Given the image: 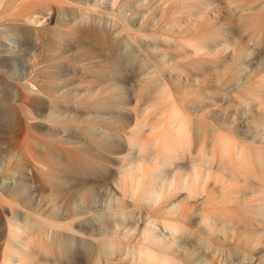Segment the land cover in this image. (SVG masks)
Masks as SVG:
<instances>
[{
  "label": "bare ground",
  "instance_id": "obj_1",
  "mask_svg": "<svg viewBox=\"0 0 264 264\" xmlns=\"http://www.w3.org/2000/svg\"><path fill=\"white\" fill-rule=\"evenodd\" d=\"M184 1L186 2V0ZM60 2L61 0H0V8H4L7 10V12H5L3 15H1L2 11H0V40L3 38L1 42L7 43V41L9 40V35L16 40H32L34 38L35 32L31 28V22L39 24V28L44 29H47V25L49 24V19L46 17L44 19V16L42 17V15L38 13L40 12V10L35 9V7L39 3H47L52 8H56V6ZM182 2L183 1H181V3ZM231 2L234 3V1L230 0L229 4L231 5ZM181 3H178L179 5L176 3L170 5V11L173 12L175 10V13H173V15L171 14L172 17L170 15L169 6L165 7L163 14L165 16L164 22H166L165 27H167L169 31H173V28H171L173 26V22L168 23V21H171L170 18H173V16L174 23L176 22L178 27H183V23L185 22H188L189 24H197V22L201 21L204 22L203 33H201L198 38L193 39L191 48L192 50L190 52L194 54L203 51L205 55H210L213 52H215V54H220L225 63L220 67L222 70L221 72L223 73V75H234V79L228 81V86L230 87V89L236 91L239 88L245 87L244 90L237 92L236 96L231 94L232 97L225 96L226 100L221 98V100H232L231 102H234V104L232 105L234 106V115H237L235 117V119L237 120L239 115L244 114L238 112L237 110V103H240V96H245L246 94L247 97L249 96L248 98H250L251 100L255 101L257 99H260L258 100L259 102L261 101V99H264V93H262L261 88L255 89L257 87V81H254V78L252 79L254 74L257 73V69L248 70V68L246 67L247 61L249 60L250 56L253 53H257L256 50H254V52L252 49H249L250 47L246 46V40L250 39L249 43L255 40V47H258V43L256 41L260 39L256 38V36L260 33L259 30L261 28H258V31L256 30L257 32L255 33L254 23L256 22H254V15L241 16V12H239V10L242 11V9L246 7L238 10L235 6L232 7L233 5H230L229 7H224L225 10L222 11L221 9L223 8H217L216 5L212 6V0H191L190 3L187 4ZM258 3L259 2H257L256 4ZM262 3L258 4V6L255 4L257 6L255 9H259L260 5H264ZM237 4H239V2ZM237 4L236 6H238ZM253 6L254 4L251 5V7ZM251 9L249 7V10ZM56 10L61 15V17L63 16L64 19L66 16L74 18L73 16L68 14L66 8L61 9L60 7H58V9ZM17 12L20 16L19 19L8 17ZM238 12L240 13V15ZM207 13H210L211 16L209 15L208 17ZM248 13L251 14L253 12ZM85 17V14H82L79 17V20L84 25L89 22V19H85ZM224 19H228L229 21L224 22ZM194 21L197 22L194 23ZM60 24V22L57 23V25ZM73 29H75V32L78 31L74 27ZM89 29V35H92L96 40L101 41L103 44H106L101 35L97 34L93 28ZM250 31H254V34ZM46 34L48 35L40 37L38 36L34 38L35 40L39 39L42 44L46 45V47L43 46V49L39 51L40 55H43L45 51L46 53H50L49 58H47L43 62L45 64L44 75L42 76V79H38L40 84L37 86L40 87L41 85V87L39 88L31 84L32 86L30 85L29 89L36 92V94H27L23 97L17 98L21 102V105L29 104V106H42L44 110V121L41 124L42 130L46 132L47 137L63 144H66L67 142L71 144L72 149L68 148V150L65 151V156L59 153L60 156L57 162L51 161V159L49 160V165H47L50 170L53 171L55 176H61V174H63V172L67 170L71 172L74 167L76 169L78 166L87 167L90 168L89 171L96 172V169L99 170L103 167V163L100 161L101 156L106 161H108L110 168L113 170L111 175L117 176L118 179H116V181H111L108 184L106 183V185L108 186L105 185L106 187H109V185H111V187L113 188L114 194L112 193L113 195L111 197L98 199L96 198V194L98 192L96 194L89 192L90 190H88L87 192V187H84L82 189V192L74 193L73 195L74 197H77L79 195L74 201V204L77 208L75 213L83 212L89 214V212L92 211L98 213V217H103V221H99L101 222L100 224H97L95 220V227L105 228L108 234L104 235L103 238L101 237L102 240L100 243H102L103 246L100 245V250L101 252H104V255L108 254L109 258L107 259L105 257L107 260L102 262L101 264H186V260L179 258L177 256L178 254L176 255V253H168V250L170 252L171 249L175 250L176 246H174V244L178 242L177 238L179 237H177V234L180 235L179 231L180 229L182 230V227H179V225L177 224H164L163 226H159L158 223H156L154 219L151 218V211L149 209L145 210V208H143V204L147 205L149 208H156L158 206V203L167 192L173 191L179 186H183L184 190L186 188L194 192H199V195H202L201 203L204 206L209 203L211 197L216 195L215 193L217 192L215 191L214 186L209 183L212 170L210 167L211 165H213L212 161L216 159V156L211 153L209 157H206L204 152H202L203 150H201L204 140L208 138V136H206V133L208 131L205 133L207 127L205 128L202 124H197V126H199V131H197V128L195 127L196 132L199 133H196L197 136L195 135L196 138H198L196 141L198 142L196 143V146L197 144L198 146L197 148H195L189 142L190 139L188 134V126L191 123L188 125L187 117L181 112V110H179V107L178 109L173 106L171 108H169L168 106H162L155 110V114L153 116L150 115L151 113L149 112V110L153 106H156L157 103H160L162 101H156L153 104L147 105L145 107L143 106L145 103L142 95H145V92L151 93V95H153L156 93L155 91H157L158 93L159 90H161L160 93L163 94V92L167 90L168 85L166 84V82H164V78L163 80L161 79L163 77L161 76V78H151L152 80L149 82L150 84L148 83L149 87L151 85V87L154 88V92L152 91L151 87V89L149 87H144L145 91L141 90L140 93L132 92L131 99L134 105L132 108H129L128 111L127 109L125 111L126 113H128V117L131 118V120L133 119L135 123L128 127L127 133H123L121 131L123 130V121L121 122L120 120V113L126 99L124 97V94H121L119 90L114 89L118 87L116 82H114L115 73L109 71L108 69H113L114 67H116L118 71H121L123 69L122 67H124V63L127 64L124 61L128 62V59L131 58L130 50V54L126 53V55L124 52L126 51V49L121 48L122 50H124L122 51L120 49L121 45L120 47H117L115 45H113V47L107 46V53L110 55V57L108 58V69L107 67L101 69L96 67L87 69L91 60L98 57V55L89 52L87 55H85L84 58L78 60V62L82 64L79 66V69L75 67L73 71L70 70L69 72L67 67L66 69H64V77L60 78V75L49 67H54V69L56 68V70H59L61 68L59 64L60 59L75 56L77 52V46L64 42L66 36L65 30L51 28L47 30ZM164 36L168 39H166V42L162 38V41H165V43H162L166 45L167 43L169 44L171 43V41H173L174 46L177 45L175 44L176 40L174 39V37L172 40L171 36L163 35V37ZM229 40H234V43L233 45H230L232 46L230 47L231 50L227 51L224 50V48H227V46L229 45L227 44ZM262 47L261 50L264 51ZM259 48L260 47H258V49ZM126 52H128V50ZM257 54L259 55L260 53L258 52ZM126 56L128 59L126 58ZM146 62L148 63V61ZM163 62L164 61L162 60V63ZM200 62L201 60L197 61L194 68H196L197 64L200 65ZM145 63L142 64L145 65ZM203 63L205 64L206 62ZM203 63L201 62V64ZM216 66L217 68L219 67L218 64H216ZM199 67L201 68V66ZM200 68L199 70L197 69L198 73L196 72L197 70H192L193 72H196L194 74L195 77L192 76V71H188V73L191 72V76L194 77V83L192 82V86H198L201 84L200 81H197L200 75H196L199 74L200 71L204 72L203 69L200 70ZM217 68L213 69L217 70ZM154 69L156 70V68ZM153 72L155 73V71ZM150 73L151 75L154 74L151 71ZM205 73L207 74V72ZM68 74L71 75L67 76ZM180 76L181 75L179 74L174 77L175 83H178V81L181 80ZM184 81L187 83V85L191 84L188 82V78H186V80ZM36 83L38 84V82ZM259 86L261 87V84H259ZM148 88L150 92L148 91ZM200 91L201 90H199V92ZM196 92L198 93V91ZM202 93L203 92L198 93V95L202 97ZM254 93L257 94L256 98L253 97ZM166 96L168 97V95ZM166 96L164 98H166ZM141 100L143 105H141ZM14 102L18 103V101L15 100ZM195 104H197L199 111H205L206 105L204 106L200 101H195ZM5 115V117H8L7 114ZM5 117H3V119L0 118V130H4L7 135L5 136V139L3 138L4 136L0 137V144H4L6 142L9 143L12 146V151L5 154V156H7L5 159L6 165L3 163L0 164L1 168L5 167L4 170L10 169L12 175L8 177L0 176V195L3 199L6 200L7 203H9L10 206L9 207L5 203L0 201V240H2V243H0V251L2 250V253L0 255V264H23L24 260L28 258L27 244L30 235L29 231H33L32 229L34 228L38 231L44 228V232L46 233V235H49V229L51 230V235L45 237V240L49 243V245H55L59 257H62L67 253L68 245L74 243L73 235H71V233L65 234L57 231L59 230L57 229L58 225L55 224L54 226V223L52 224L53 226H51V228H46L49 224L43 226L44 222L38 223L39 220H43L42 212H34V214L30 212L31 207H33L31 206V197L33 190L30 184L31 172L28 173V170L30 168L27 164L29 151L27 149H24L25 147H21V132L19 130L5 127L6 125H8V122H10L7 118L6 119L8 121H4ZM5 122L6 125L4 124L5 126H3L2 123ZM74 125L83 126L84 131L79 130V128ZM218 126H220V124ZM214 127V130H216L217 126L214 125ZM213 128L210 130H213ZM244 128L245 130H248L249 128L254 129V132L259 131V133H257V136L261 139H264V136L261 134V132L264 130L263 122L261 123L260 121H254L253 124L247 123ZM204 129L206 130L204 131ZM143 136H147L150 140H139V138ZM81 137L86 140V143H82L79 140V138ZM219 139L220 140H218V145L219 147L221 145L222 153H220L221 157L218 155L217 156L220 157L221 161L224 160V164L228 163L226 164L228 168L223 169L226 170L224 171L225 174H223V176L218 179L217 184L214 181V185H218V193L220 192L225 196H227L228 194L229 196H231V198L235 199V201L237 202L235 203L236 205L238 203H242L244 206L241 207V205L240 207L244 208L246 212L251 214H248L249 216L245 217V214H242L243 223L241 222L242 224L240 227L236 224L233 225L234 222H231L232 218L235 219L238 216L237 214L241 213L239 211L236 214L237 216H233L232 218L230 217L231 219L229 218V223L231 225L227 220V222L225 221L226 225L222 224L224 220L222 221L221 224L224 225V228H222L221 232L223 234L228 233L230 235L228 236V238L224 237L225 241L228 239L227 241H229L230 244L234 243L236 248L234 247L233 251L226 248L231 251L227 252L228 250H225V252L223 251L225 247L222 248L220 246V250L218 246L211 245L212 247H218L220 250L218 251V249L216 248V251L211 247V249L215 250V254L212 252L214 254H212V263L264 264V260L262 261L258 259L259 261H257V258H255L254 254H250L248 251L246 252L244 250H239L238 248V246L240 245H243L247 248L254 246L259 253V257L262 256V259H264V246L262 244V247H260L259 244L255 245L257 244L259 235L262 232L260 231V228H263L264 226V151L253 152L252 154L254 158H251L252 161H250V163H252L250 164L251 166L248 167V161L250 159L247 158L248 153L242 143L235 144L233 146L230 140H228L227 138L223 139V137H220ZM120 151H123L124 154H117ZM99 154H101V156ZM249 155H251V153ZM179 158H182L180 159L182 161H184L183 159L185 158L186 160H188L186 161L188 164L182 161L178 162ZM222 162L218 163L223 164ZM172 164L176 166H173ZM226 165H221V167H225ZM170 167L171 169L175 168V170L173 172L170 171ZM168 171H170L171 173ZM95 172H89V174L92 173V175L94 176ZM123 172L128 174H131L133 172L135 176L134 178L130 176L129 179H125L121 177L124 176L122 174ZM147 181V185H149L148 188L146 187L147 189L141 192V187L144 183L146 184ZM127 184L130 187V191H125L126 189H124L125 186L127 187ZM188 190L186 191L188 192ZM181 203L180 201L178 202V200H175L173 207L180 209ZM236 208L237 207H235V211H237ZM243 212L244 211H242V213ZM229 216H231V213ZM203 217L205 218V220H207L209 216L204 215ZM104 218H106L107 221H104ZM238 218L239 216L235 221H237ZM240 219L241 216L238 221L242 220ZM208 221H210V219ZM95 222L93 221L92 224L90 223V227H92L91 225H93V223ZM237 224L240 225V223ZM82 225L89 226V221H84ZM210 225L212 226V224ZM141 226H143V228H140ZM54 227L56 228V230L54 229ZM67 227L69 228V225ZM156 227L162 229L161 234H158L160 231L157 233L158 229H156ZM134 229H141V240H145V236L149 237L150 235H152L153 237L150 236L149 239L157 244L159 248H157V250H151L152 248L150 249V247L148 248L143 246V243H137L136 245H131L129 249L127 248V254L126 256L123 255V257L122 254L118 252L120 245L117 242L113 241L112 237H119L121 234L128 235ZM183 230H185L186 232L182 231L180 235L181 239L186 241L193 240V236H189L186 229ZM189 230L191 229L189 228ZM190 237L191 239H189ZM149 239L147 238L148 241H150ZM194 241H190V243ZM196 241L195 242L197 245L199 243L201 245H205L206 242L209 243L208 240L206 241L200 236L198 237V239H196ZM206 246H204L205 251H207L206 249L210 247V244L207 247ZM201 247L203 248V246ZM202 250L200 249L201 252ZM187 259L193 261V258L191 256H187ZM97 261L98 264H100L99 260ZM55 264H60L58 259L56 260Z\"/></svg>",
  "mask_w": 264,
  "mask_h": 264
},
{
  "label": "rangeland",
  "instance_id": "obj_2",
  "mask_svg": "<svg viewBox=\"0 0 264 264\" xmlns=\"http://www.w3.org/2000/svg\"><path fill=\"white\" fill-rule=\"evenodd\" d=\"M181 1H183L182 3L187 4L190 3L191 0L189 1L186 0V2L184 0H180V1L179 0H61V2L56 6V8H52L47 3H39L35 7V9L40 10L41 13L40 12L38 13L42 15V17L44 16V19L45 17L49 19V24L47 25V29L39 28L40 27L39 24L33 22H31L30 25L33 31L35 32L34 38L38 36L40 37V36L48 35L46 34L48 29L58 28L60 30H65L66 33L64 40L65 43L67 44L69 43L71 45L77 46V52L75 56L72 57L70 56L60 59L59 64L61 68L59 70H56V68L54 69V67H49L53 71L58 73L60 75V78L64 77L65 74L64 69H66L67 67L69 72L70 70L73 71L75 67L79 69V66L82 64L78 62V60L84 58L85 55H87L89 52L98 55V57L91 60L89 67L87 69L94 67L101 69L108 66V58L110 57V55L107 53V48H106L107 46L113 47V45H115L117 47H120L121 45L120 49L122 48V49H126V51L128 50V52H126L121 49L122 51L125 52V54L126 53L130 54L131 52V56H130L131 58L128 56L130 58L128 59L126 56L128 62L124 61L127 64L124 63L123 65L124 67H122L123 69L121 71H118L116 67H114L113 69H108L109 67H107L109 71L115 73L114 82H116L118 87L114 89H117L119 90V92H121V94H124V97L126 99L125 104L123 106L124 108L122 107L123 112L121 110L120 113L121 114L120 120L121 122L123 121L122 122L123 130H121L123 133H127L128 127L135 123L133 119L131 120V118L128 117L127 115L128 113H126L125 111L126 109L128 111V109L132 108L134 105L131 99L132 92L140 93L141 90H144V87H149L148 86L150 84L149 82L152 79H154V77L161 78V76H163L161 79L163 80L164 78V82H166V84L168 85V87L166 86L168 91L165 90L163 94L160 93L161 90H159L158 93L157 91H155L156 92L155 95L153 94L154 88H152L150 85L153 91L152 92L153 95H151V93H146V92L145 95H142L145 104L143 105L141 100V105L145 107L147 105L153 104L156 101L157 102L162 101L160 103H157L156 106H153L149 110V112L151 113L150 115L153 116L155 114L154 113L155 110H157L162 106H168L169 108H171L172 106L176 108L179 107L180 109L179 108L178 109L181 110V112L185 114V116L187 117L188 125L191 123L188 126V130H189L188 134L190 139L189 142L195 148H197L198 146V144L196 146V143H198L196 142L198 139L196 138V136L197 134H199L198 132H196L195 127L197 128V131H199L198 130L199 126H197V124L198 125L202 124L205 128L207 127V130L204 129V131L206 130L205 133L208 131L206 133L207 134L206 136H208V138L204 140L201 150H203L202 152H204L206 157L207 156L209 157L211 153H213L216 156V159L212 161L213 165L210 164L211 165L210 168L212 170L209 180V183L212 186H214V189L217 192L215 193L216 195L211 197L209 203L204 206L201 203L202 195H199V192L196 191L194 192L186 188L184 190L183 186H179L177 187L178 189L177 188L174 189L175 191L173 190L167 192L165 196L161 199V201L159 200L160 202L158 203V206L156 208H149L145 204H143L144 205L143 208H145V210L149 209L151 211V218H153L154 221L158 223L159 226H163L164 224H169V225L177 224L179 225V227H182V230L180 229L179 231L180 235L182 231H185L183 229H186L187 234L191 237L193 236L192 237L193 240L186 241L181 239L180 235L177 234V237L178 236L179 237L177 238L178 242L174 244V246H176L175 250L171 249V252L168 250V253L171 254L176 253V255L178 254L177 256L179 258L186 260V264H214L212 263L213 262L212 256L215 254V250L217 251L218 249V251H220L221 250L220 246H221L222 248L225 247L223 251L228 249H231L233 251L235 247L234 243L230 244V242L227 241L228 239L225 241L224 237L228 238V236L230 235L228 233H225L227 234L225 235L221 232L222 228H224L223 227L224 225L222 224L226 225L227 221L229 223L230 217L232 218L233 216L238 215L239 218L241 216L242 219V214L243 215L245 214L244 217L249 216L251 214L246 212L244 208H241L244 206L242 203L240 204L238 203L236 205L235 203L237 202L235 201L234 198H231V196H229L228 194L227 196L222 195L220 192L218 193L217 191L218 190V185H216L217 181L223 176V174H225L224 171L226 170L223 169L228 168V166L226 165L228 163L224 164V160H222L223 161L222 162L220 159L221 157L220 153H222L221 151L222 149H221V145L220 147L218 145L219 144L218 140H220L219 139L220 137H223V139L227 138L228 140H230L233 146L235 144L242 143L245 146L248 155L251 153L249 157L247 155V158L250 159V160L248 159L249 160L248 167H250L251 166L250 164L252 163V162L250 163V161H252L251 158H254L252 153L256 151H260V152L264 151V139H261L257 136V133H259V131L254 132V129H250V128L248 130H245L244 127L246 126L247 123L253 124L254 121H260L261 123L262 122L264 123L263 121L264 99H261L260 101L261 103H260L258 101L260 99H257L255 101L251 100L250 98H248L249 96L247 97L246 94L245 96H240V103H237V110L238 112L244 114L239 115L237 120L235 119L237 115H234L235 110H233L234 106L232 105L234 104V102H231L232 100L225 101L226 100L225 98L227 96L232 97V95L236 96L237 92L244 90L245 87L239 88L236 91L230 89V87L228 86L229 84L228 81L233 80L234 75L233 76L227 74L223 75L220 67L225 63L220 54L218 53L215 54V52H213L210 55H205L203 51H202L203 53L199 52L194 54L190 52L192 50L191 48H192L193 39L198 38V36L201 35V33H203L204 22L194 21V23L197 22V24H189L188 22H185L183 23L184 24L183 27H178L176 22L174 23V19H173L174 16H173V18H170L171 21H168V23L173 22V26L171 27L173 28V31H169L167 27H165L166 22H164L165 16L163 15L165 7L169 6V11H170V5L175 3L176 4L181 3ZM231 1H234V3L231 2L233 6L229 4L230 0L229 2L228 0H212V6L216 5L217 8L220 9L223 8L221 9L222 11L225 10L224 7L227 6L229 7L230 5L232 7L235 6L238 10L242 9L243 7L246 8L248 7L247 10L246 8H244L246 11L244 9H242V11L239 10V12H241V16H252V15L255 16L254 22L256 23L253 22L255 25V29H254L255 33L258 31V28L259 29L261 28L259 30L260 33L257 35L259 37L256 36V38H259L260 40L256 39L257 40L256 42L258 44L261 43L262 45L257 44V46L260 47L259 50L258 47H255L256 46L255 45L256 43L254 42L255 40L254 41L252 40L253 42H251L254 45V47L251 43H249L250 39H247L248 41L246 40V44H247L246 46L250 47L249 49H252L253 51L256 50L257 53L258 52L260 53L259 54L260 56L257 53L256 54L253 53L250 56L249 60L247 61L246 67L248 68V70L257 69L256 70L257 73L254 74L252 79L254 78L253 80L257 81V87L255 89L261 88L262 93H264V58H263L264 51L261 50L262 46H263L262 49L264 50V37H263L264 7H262L264 5H260L259 9H255L258 6V4L262 3L264 0H231ZM238 2L239 4H237ZM257 2L259 3L256 4ZM236 4L238 6H236ZM250 4L251 5L254 4L255 7L254 6L251 7ZM262 4H264V2ZM58 7H60L61 9L66 8L68 14L73 16L75 19L69 16H66L65 19L63 18V16L61 17V15L56 10L58 9ZM249 7L250 9L251 8L252 9L249 10ZM0 11H2L1 15L7 12V10L4 8L3 9L0 8ZM248 12L250 13L253 12V13L249 14ZM173 13H175V10L173 12L170 11V15L171 14L173 15ZM82 14L86 15L85 19L86 18L89 19V22L85 25L79 20V17ZM209 15L210 13H207L208 17ZM8 17L13 19L20 18L18 12ZM223 21L228 22L229 20L224 19ZM59 22L61 24L57 25V23ZM73 27L76 28L78 31L75 32V29H73ZM89 28H93L97 34L101 35L104 39V42L108 45L103 44L101 41H98L95 38H93L92 35H89L90 34ZM254 31H250V32L254 34ZM163 35L171 36L172 40L174 37V39L176 40L175 44L177 45L174 46L173 41H171V43H169L170 46L168 43H167L168 45L166 44L167 45L166 46L164 43L168 38L167 37L165 38V36L163 37ZM8 37L9 40L7 41V43L1 42L3 38L0 40V101H1L0 118L3 119V117L6 116L5 114H7L8 117H5L4 121L7 122L8 121L7 119H9L10 122H8V125H6V122L2 123V125L3 126L6 125L5 127L7 128L19 130L21 132V144H22L21 147L22 148L25 147L24 149H27L29 151L27 164L29 165L30 168L28 170V173L31 172L30 184L33 190L31 197L32 200L31 206L33 207H31L30 212H32L33 214L34 212H42L43 220L41 221L39 220L38 223L44 222L43 226L49 224L50 226L48 225V227L46 228L49 227L51 228V226H53L52 225L53 223L54 226L55 224H57L58 225L57 229H59L57 231H60L65 234L71 233L74 239V243L68 245L67 253L64 256L59 257L55 245L53 244L49 245V243L46 242L45 240V237L51 235V230L49 229L50 234L46 235V233L44 232V228H42L40 231L34 228L32 229L33 231L31 230L29 231L30 235L27 244L28 258L24 260L23 264H55L57 259L60 264H98L97 260H99V263L101 264L102 262L106 261L109 258L108 254L104 255V252L102 251L103 252L102 253L100 250L101 247L100 245H102V243H100L102 240L101 237L103 238L104 235H108L107 231L105 230V228L95 227L96 222L97 224H100L103 221L102 219L103 217L101 216L98 217L97 216L98 213L92 211L89 212V214L83 212L75 213L77 208L74 204V201L79 195L77 197L76 196L74 197L73 195L74 193L82 192V189L84 187H87L88 188V189L86 188L87 192L88 190H90L89 192L95 194L98 192L97 194L99 196L96 194V198L98 199L111 197L114 194L113 192L114 190L111 187V185H109V187H106L108 186L106 185V183L108 184L111 181H116V179L118 178L117 176L111 175L113 170L110 168L108 161H106L101 156V154L99 155L101 156L100 161L103 163V167L99 170L96 169V172L89 171L90 168L78 166L76 169L74 167L71 170V172L67 170L63 172L61 176L59 175L55 176L53 171L50 170V168L48 167L49 160L51 159V161L57 162L60 156L59 153L65 156L66 155L65 151L68 150V148H71V144H69L68 142L66 144H63L56 140H52L46 136V132L42 130V124H41L44 121L43 118L44 110L42 106L40 105L29 106V104L28 105L22 104L23 105L22 106L21 102L18 100L19 97H23L24 95L36 94V92L30 90L29 87L31 84H33V86L39 87L37 86L40 84L38 79H42V76L44 75L45 72V67H44L45 64L43 62L47 58H49L50 53H46L45 51L43 55H40L39 51L43 49L42 48L43 46L46 47V45L42 44V42L39 39L35 40L33 38L32 40L23 41L22 39L16 40L10 35ZM162 38L165 41H162ZM233 43L234 40H229L227 43L229 45L227 46V48L225 47L224 50L227 51L231 50L230 47L232 46L230 45H233ZM145 58L148 60H146ZM144 59L148 61V63ZM162 60L164 61L163 63ZM199 60H201L202 63L203 62L206 63L201 64L200 62L199 63L200 65L197 64L196 68H194L195 63H197V61ZM141 62L145 63V65H143ZM216 64H218L219 66L218 68ZM199 66H201V68ZM212 67L215 69L217 68V70L213 69ZM154 68H156V70ZM199 68L200 70L203 69L204 72L200 71L199 74H196V75H200L197 81H200L201 84L198 85L199 86L198 88V86H194V85L192 86V84L194 83L193 81L195 77L194 74L196 72L198 73ZM152 70L155 71L157 75ZM192 70L195 71L197 70V71L193 72ZM150 71L155 75L152 74L153 75L152 76ZM188 71H192L193 73L192 76L194 77H192L191 76L192 73L191 72L188 73ZM205 72H207V74ZM179 74L181 75L180 76L181 80H179L178 83H175L174 77ZM189 74L191 77L189 76ZM70 75L71 74H68L67 76ZM185 77L188 78L189 80L188 82L191 83L190 85H187V83L184 81L186 80ZM36 82H38V84ZM259 84H261V87L259 86ZM149 88L148 91L150 92ZM195 90L198 91V93L203 92L201 94L202 97H200V95H198V93ZM199 90L201 91L199 92ZM166 95H168V97ZM165 96L166 98H164ZM253 97L256 98L257 94L254 93ZM161 98L164 99L162 100ZM221 98L225 100H221ZM14 100L18 101L19 104L17 102H14ZM195 101H200L204 106L206 105L205 108L207 110L205 109V111H199L197 104H195ZM225 102L227 103L229 102L228 104L230 106ZM219 124L220 126H218ZM214 125L217 126L216 130H214L215 129ZM74 126H77L79 130L84 131L83 126H78V125H74ZM211 126H213L214 128ZM212 128L213 130H210ZM261 134L264 136V130L261 132ZM6 135L7 133L4 132V130L3 131L0 130V137L4 136L3 138L5 139ZM25 139H26V145H25ZM148 139L149 138L147 136H143L139 138V140L141 141ZM79 140L82 143H86V140L83 137L79 138ZM11 151H12V146L9 143L6 142L4 144H0V163L6 165L5 159L7 156H5V154ZM117 154L122 155L124 154V152L120 151ZM217 155L220 157H218ZM180 159L182 158H179L178 162L182 161ZM183 160L184 161L182 162L185 163H187L186 161H188L185 158ZM218 162H222L223 164ZM216 163L219 165V167ZM220 164L222 166L224 165L226 166L221 167ZM172 165L176 166L177 163L176 165L174 164ZM4 168H1V164H0V176L1 177L11 176L12 175L11 170L10 169L4 170ZM174 170L175 168H172L170 171L173 172ZM89 172L92 173L95 172L94 176L92 175V173L89 174ZM122 174L125 177L124 176L121 177L125 179H129L130 176L134 178L135 176L133 172L131 174L123 172ZM214 181L216 183L215 185H214ZM144 184L141 187V192L147 189L149 186L147 185L148 181L146 182L145 185ZM124 189H126L125 191H130V187L128 186V184L127 187L125 186ZM186 190H188V192ZM175 200H178V202L180 201V203L182 202L180 209L173 207ZM0 201H2L7 206H9V203H7L6 200L2 198L1 195H0ZM235 207H237L236 208L237 211H235ZM238 211L241 213L237 214ZM242 211L244 212L242 213ZM230 213L231 216H229ZM204 215L209 216L210 218L209 217L208 218L210 219V221H208L209 220L208 218L207 220H205V218L203 217ZM95 217L97 219L99 218L100 220L98 219L97 221ZM236 218L235 219L232 218L231 222H234L233 225L236 224L237 226L240 227L241 224L243 223L242 222L243 219L242 220L240 219L241 221H238L239 219L238 218L237 221H235ZM86 220L89 221V226L82 225V223ZM91 220H93L94 222L96 220V222L93 223L94 228L93 225H91L92 227H90V223L92 224L93 222ZM105 220L106 218H104V221ZM237 223H240V225H238ZM210 224H212V226ZM68 225L69 228L72 230H70L67 227ZM188 227L191 230H189ZM140 228H143V226H141ZM54 229L56 230L55 227ZM156 229H158L157 233L160 231L158 234L162 233L161 231L162 229L157 227ZM263 229L264 226L263 228L262 227L260 228V231L262 232L259 235L257 244H255V245L259 244L260 247H262V245L264 246ZM199 236L204 238L206 241L208 240L209 243L206 242L205 245H201L199 243L197 245L196 242L198 240L196 241V239H198ZM146 237L147 236H145V240H141L142 239L141 229L139 230L134 229L128 235L121 234L119 237H112V239L113 241L117 242L120 245L118 252H120L122 256L123 255L126 256L127 254L126 249L127 248L129 249L131 245H136L137 243L138 244L143 243L142 244L143 246L148 248L150 247V249L152 248L151 250H157V248H159V246L154 242H152L149 239V237L147 238L150 241H148ZM191 237L189 239H191ZM115 238H120V239H115ZM194 238L196 242L194 241ZM190 241H194L195 243L194 242L190 243ZM0 243H2V240H0ZM209 244L210 247H208L206 249L207 251H205L204 246L206 245L208 246ZM211 245L218 246L220 250L218 247H212ZM201 246H203V248ZM211 247L215 250L211 249ZM253 247L247 248L243 245L238 246L239 250H244L246 252L248 251L250 254L251 253L254 254L255 258H257V261L259 260L263 261L264 259H262V256L259 257V253L257 252V249H255L254 247L255 249L254 250ZM200 249L201 250L204 249V250H202L201 252ZM230 251L228 250L227 252ZM1 253L2 250L0 251V255ZM256 254L258 257L256 256ZM187 256H191L193 258V261L187 259ZM59 258L61 261L59 260ZM121 264H127V263H121Z\"/></svg>",
  "mask_w": 264,
  "mask_h": 264
}]
</instances>
